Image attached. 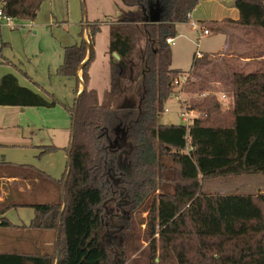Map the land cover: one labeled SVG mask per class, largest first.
Returning <instances> with one entry per match:
<instances>
[{
	"label": "trees",
	"instance_id": "1",
	"mask_svg": "<svg viewBox=\"0 0 264 264\" xmlns=\"http://www.w3.org/2000/svg\"><path fill=\"white\" fill-rule=\"evenodd\" d=\"M44 1L0 0V8L13 19L34 20ZM120 1L118 17L109 24L105 100L89 87L101 22L88 21V40L63 47L57 73L75 77L85 88L68 108L71 168L67 164L60 179L45 176L57 185V198L35 203L0 200V226L12 225L5 216L9 209L30 206L34 217L29 227L54 231V249L37 254L0 251V264H112L113 237L105 238L111 233L119 239L123 257L117 264H125L130 237L125 207L133 201L148 204L150 264H264V193L202 189L207 179L264 174V0H235L237 20L213 21L240 27L248 46L238 53L230 45L221 54L194 53L188 73L195 80L190 83L199 90L220 83L230 106L225 110L217 94L206 90L192 100L200 114L189 125L159 123L158 117L176 91L175 79L184 73L172 67L167 38L178 35L177 24L191 21L199 0ZM151 10L158 11L155 21L149 20ZM204 28L211 32L209 24ZM142 39V55L129 60ZM86 58L80 78L78 69ZM126 71L131 76L127 79ZM135 71L138 76L132 77ZM111 97L122 103L113 104ZM55 104L22 86L13 73L0 79V106ZM37 147L39 156L58 149L54 144ZM121 199L125 206L112 215Z\"/></svg>",
	"mask_w": 264,
	"mask_h": 264
},
{
	"label": "rangeland",
	"instance_id": "2",
	"mask_svg": "<svg viewBox=\"0 0 264 264\" xmlns=\"http://www.w3.org/2000/svg\"><path fill=\"white\" fill-rule=\"evenodd\" d=\"M218 1L224 5L222 10H219L212 0L199 1L193 11L198 14L199 11L196 9L200 5L198 9L201 14L206 15L207 21L204 25L192 20L199 25L198 29L188 22L179 23L180 36L176 37L175 44L171 45L172 67L188 73L196 50L221 54L230 45V49L233 48L238 53L248 46L241 40L244 35L240 27L227 23H220V25L213 23V19L221 22L225 17L231 16L232 1ZM121 6L120 0H45L34 20L12 19L10 23L2 20L0 54L4 57H1L3 62L0 63V71L14 73L20 79V84L42 93L49 101L54 99L56 104L52 107L39 108L1 106L0 160L35 163L54 176L62 177L67 160L64 147L68 145L70 139L71 116L68 108L74 104L78 95L77 88L80 85L75 77L60 75L56 71L63 59V47L83 40L85 22H101L102 29L95 37V55L89 69L91 73L89 87L97 89L100 100H105L110 84L109 24L117 19ZM208 24L211 32L205 34L203 30ZM85 38L88 40V36ZM143 49L144 40L142 39L139 40L129 60L137 61ZM3 73H0V77ZM79 73L82 78V70ZM124 74L125 79L131 77L128 71ZM135 76H138L137 71L132 74V77ZM194 80L195 76L190 72L183 89L176 91V94L180 95V100H176L174 95L170 96L164 105V108L168 110H163L159 115V123L185 124L181 116V111H185L184 108L192 111L191 114H200L191 103L206 90L217 94L225 110L230 106L229 96L220 83L213 81L211 87L199 90L197 86L190 83ZM125 84L129 86L130 81L126 80ZM130 94L127 93V96ZM223 95L225 97H222ZM111 98L113 104L122 103ZM134 101L137 99L135 98ZM42 139L46 143L54 142L62 147L39 156L38 149L30 142L38 143ZM156 181H159L158 176ZM167 189H172V186L169 185ZM202 189L208 192L224 190L219 193H264V174L207 179L203 181ZM147 206L135 204L133 201L125 207L128 218L125 225L130 228L127 233L130 237L125 247L127 260L125 264H150ZM110 236L113 237L110 240V248L112 247L115 254L111 253L109 260L112 264H117L123 258L118 247L120 242L112 233L105 238ZM159 257L158 254L157 258Z\"/></svg>",
	"mask_w": 264,
	"mask_h": 264
},
{
	"label": "crops",
	"instance_id": "3",
	"mask_svg": "<svg viewBox=\"0 0 264 264\" xmlns=\"http://www.w3.org/2000/svg\"><path fill=\"white\" fill-rule=\"evenodd\" d=\"M212 1H214L215 6L219 10H222V8H224V5L223 3H221V1H218V0H212ZM229 1H232V3H230L232 6L230 10L231 16L225 17V18H231L233 20H237L239 18V12H238V9L235 8L236 7L234 4L235 0H229ZM199 7L200 5L196 9L199 11L198 14H196V11H193L191 13L190 15L191 21L195 20L199 23H201L202 21H207L206 15L200 13V10L198 9ZM198 16H201L202 18ZM213 20L217 21L216 19H213ZM191 21L188 23H191ZM2 23L3 22L1 20L0 26L2 25ZM86 24L87 22H85L84 24V30H83L84 38L88 36ZM178 27L180 28L179 24H177V30H178ZM192 29L194 28L192 27ZM178 36H180V33H178L176 37ZM1 57H4V56L3 55L1 56L0 54V63L3 62ZM81 70H79V72H81ZM0 73H3L0 77L1 79L4 74L11 73V72H5V70H1ZM79 75L80 73L78 74V76ZM17 79L20 83V79L18 77ZM90 79H91V73H90ZM22 86H25V85H22ZM25 87H28V86H25ZM81 90H82V84L80 82L78 93ZM34 91L37 93H40L36 90ZM3 107H14V106H3ZM70 132H71V126H70ZM30 143H32L38 149L39 153H40V149L37 147L39 145L54 144L58 147V149L62 147L54 142L46 143L45 141H43V139L41 142H38V143H33V142H30ZM69 143H70V139H69L68 145L64 147L66 156H67L65 170L68 164L69 152L67 151V147L69 146ZM24 144H28V143H24ZM20 165L32 166L33 169L24 168V167L20 168L19 167ZM36 170L43 172L45 174L43 175L44 177H41L42 175L41 176L36 175L37 173ZM46 175L49 177H52L53 179L61 178V177L59 178V177L54 176L52 173L39 167L35 163L14 162L11 160H6V159L0 160V200L6 199V200H10L16 203H35L37 202V201H34L36 199L42 200L43 202L54 200L55 198H57V194H58L57 185L52 183L50 179H46L45 178ZM219 192H224V190H220ZM5 216L11 221L12 225L11 226H0V251L1 252H18V253L37 254V253H48L50 251H53L55 240H56L55 232L52 230H38V229H32L29 227L31 220L34 217V209L32 207L30 206L12 207L5 213Z\"/></svg>",
	"mask_w": 264,
	"mask_h": 264
},
{
	"label": "built area",
	"instance_id": "4",
	"mask_svg": "<svg viewBox=\"0 0 264 264\" xmlns=\"http://www.w3.org/2000/svg\"><path fill=\"white\" fill-rule=\"evenodd\" d=\"M12 19L10 16H7L5 15L3 12H2V9L0 8V21L1 20H4L6 21L7 23H10L12 22ZM191 24L193 25V27H195L196 29H198V24L195 22V21H191ZM203 32L205 34H208L209 33V30L208 29H204ZM167 42L170 43V44H175V38H167ZM196 55L198 57H201L202 56V51L201 50H196ZM189 78V73H183L181 74L177 79H175L174 81V84L176 85V91L180 90V89H183L185 83L187 82ZM174 92L172 95H174V98L176 100H180V95L176 94L177 92ZM222 97H225V95H223ZM165 111H167L168 109L167 108H164ZM185 111H181V116H182V119L184 121V123L186 125H189L192 123V120H193V117L195 116V114H191L192 111H189L187 110L186 108H184ZM198 115V114H196Z\"/></svg>",
	"mask_w": 264,
	"mask_h": 264
},
{
	"label": "water",
	"instance_id": "5",
	"mask_svg": "<svg viewBox=\"0 0 264 264\" xmlns=\"http://www.w3.org/2000/svg\"><path fill=\"white\" fill-rule=\"evenodd\" d=\"M158 17H159V15H158V13H156V11H154V10H151V11H150V15H149V20H150V21H155V20L158 19ZM114 56H115L117 59H119V55H117L116 53L114 54ZM87 59H88V58H86V59L84 60V62L81 64V66L79 67V69H78V74H79V70H81L82 66H83L84 63L87 61ZM81 84H82V90H81L78 94H80V93L84 90V88H85V84H84L83 82H81ZM68 167H69V170H70V168H71V167H70V153L68 154ZM58 259H59V253H57L56 263H57Z\"/></svg>",
	"mask_w": 264,
	"mask_h": 264
},
{
	"label": "flooded vegetation",
	"instance_id": "6",
	"mask_svg": "<svg viewBox=\"0 0 264 264\" xmlns=\"http://www.w3.org/2000/svg\"><path fill=\"white\" fill-rule=\"evenodd\" d=\"M125 206V199H121L116 203V207L111 210L112 215L118 214V212Z\"/></svg>",
	"mask_w": 264,
	"mask_h": 264
}]
</instances>
